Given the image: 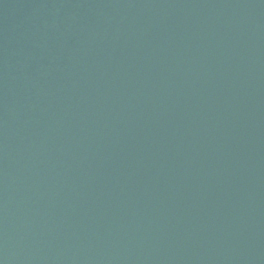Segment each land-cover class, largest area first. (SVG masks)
<instances>
[{
  "label": "water",
  "instance_id": "water-1",
  "mask_svg": "<svg viewBox=\"0 0 264 264\" xmlns=\"http://www.w3.org/2000/svg\"><path fill=\"white\" fill-rule=\"evenodd\" d=\"M0 264H264V0H0Z\"/></svg>",
  "mask_w": 264,
  "mask_h": 264
}]
</instances>
